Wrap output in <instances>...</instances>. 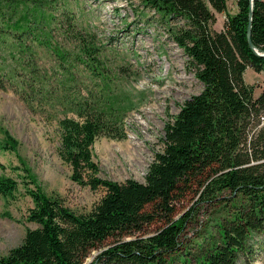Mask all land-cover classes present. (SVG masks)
I'll return each instance as SVG.
<instances>
[{
    "label": "trees",
    "instance_id": "trees-1",
    "mask_svg": "<svg viewBox=\"0 0 264 264\" xmlns=\"http://www.w3.org/2000/svg\"><path fill=\"white\" fill-rule=\"evenodd\" d=\"M140 1L183 50L202 88L165 122L163 148L155 151L143 181L101 176L92 144L102 133L123 136L109 110L128 111L136 103L110 85L112 78L92 54L96 46L82 42L81 62L99 77L103 98L84 100L78 117L59 120V154L73 180L103 187L104 194L77 213L43 190L19 158L16 168L26 180L0 174V194L12 196L23 181L33 202L27 219L37 226L0 255V264H255L264 242V87L255 94L244 72L248 66L264 70V54L252 47L264 51V0H253L251 17L250 0H235L234 13L227 0ZM38 5L16 10V0H0V33H25L40 24ZM215 12L225 14L222 29L213 27ZM0 72L5 87L15 77L14 66L0 65ZM17 143L4 129L0 146L14 150ZM186 200L188 208L177 211ZM202 219L208 246L188 258V229ZM91 251L96 253L88 260Z\"/></svg>",
    "mask_w": 264,
    "mask_h": 264
},
{
    "label": "rangeland",
    "instance_id": "rangeland-1",
    "mask_svg": "<svg viewBox=\"0 0 264 264\" xmlns=\"http://www.w3.org/2000/svg\"><path fill=\"white\" fill-rule=\"evenodd\" d=\"M37 4L43 13L40 24H32L25 33L13 28L0 33V65L14 66L15 74L0 87V138L6 129L18 140L14 150L0 146V163L5 166L0 174L26 180L22 168H16L22 165L21 158L43 190L58 194L72 210L83 213L104 188L73 180L70 164L59 154V120L78 117L85 101L102 97L99 77L81 62L82 42L96 46L92 54L112 78L110 85L129 92L136 103L128 111L109 110L112 126L123 136L102 133L92 144L101 176L143 181L155 151L163 148L165 122L202 84L157 14L140 0H16L15 9ZM236 9V1L227 0L228 12ZM215 16L213 27L224 28L225 14ZM244 78L254 84L255 94L264 87V70L248 66ZM24 189L21 181L12 196L0 194V255L19 244L27 228L37 226L27 219L33 202ZM189 203L183 201L177 211ZM206 223L202 219L189 227L188 258L208 246ZM95 253L91 251L88 260ZM252 260L264 264V242Z\"/></svg>",
    "mask_w": 264,
    "mask_h": 264
},
{
    "label": "water",
    "instance_id": "water-1",
    "mask_svg": "<svg viewBox=\"0 0 264 264\" xmlns=\"http://www.w3.org/2000/svg\"><path fill=\"white\" fill-rule=\"evenodd\" d=\"M252 7H253V0H250V14H249L250 17L252 16ZM249 43L252 45V43L250 42V40H249ZM252 47H253V49L255 50L256 53H258V54H264V51L263 52H259L254 45H252Z\"/></svg>",
    "mask_w": 264,
    "mask_h": 264
}]
</instances>
